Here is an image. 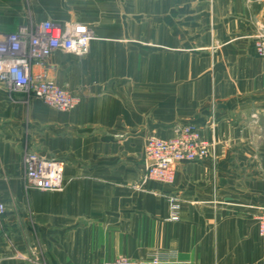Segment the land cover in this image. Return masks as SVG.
Wrapping results in <instances>:
<instances>
[{
  "label": "crops",
  "instance_id": "obj_1",
  "mask_svg": "<svg viewBox=\"0 0 264 264\" xmlns=\"http://www.w3.org/2000/svg\"><path fill=\"white\" fill-rule=\"evenodd\" d=\"M43 20L84 23L93 38L83 57L49 58L52 78L80 98L73 110L0 84V201L21 252L4 245L0 264H103L119 255L139 264H264L255 217L264 209V127L246 124L252 111L264 116V56L253 43L264 0H0V33ZM177 45L183 55H211L198 66L211 73L189 80L194 66L171 62ZM177 123L212 141L209 156L178 164L172 184L135 187L147 136L171 137ZM27 150L61 163L62 189L24 188ZM169 195L179 199L178 220L169 218Z\"/></svg>",
  "mask_w": 264,
  "mask_h": 264
},
{
  "label": "built area",
  "instance_id": "obj_2",
  "mask_svg": "<svg viewBox=\"0 0 264 264\" xmlns=\"http://www.w3.org/2000/svg\"><path fill=\"white\" fill-rule=\"evenodd\" d=\"M92 30L84 23L71 21L64 24L43 20L36 25H20L8 34L0 33V84L7 90L21 92L26 99L36 97L44 104L59 111L73 110L80 98L58 85L50 75L49 58L56 51L83 57L90 51ZM254 48L264 56V28L257 34ZM38 68V69H37ZM209 154V142L201 138L198 127L180 125L174 136L160 138L154 134L147 137L144 151V172L140 187L148 180L172 184L176 166L183 162L200 161ZM24 185L26 189L60 190L64 181L61 163L32 151L22 155ZM171 220L179 219V199L167 196ZM5 211L0 201V214ZM257 228L264 236V209L256 215ZM158 258L154 257L153 262ZM103 264H139L119 255Z\"/></svg>",
  "mask_w": 264,
  "mask_h": 264
},
{
  "label": "rangeland",
  "instance_id": "obj_3",
  "mask_svg": "<svg viewBox=\"0 0 264 264\" xmlns=\"http://www.w3.org/2000/svg\"><path fill=\"white\" fill-rule=\"evenodd\" d=\"M174 25H179V24L176 23V24H173V26ZM261 25H259L258 30L256 31V33L253 36L254 37V41H255V38H256V34L262 28H264V25H262V26ZM173 37H175V36H173ZM140 44H144L146 47L148 46L147 40H140ZM155 48L157 50V53L164 48L163 47V43H160L159 42L158 37L156 39ZM190 50L192 52L193 49H190ZM181 51L183 52V51H185V49L184 48H181L179 46L172 48L171 62L172 63L188 62L190 65H193L194 66V67H192L193 69L190 70V71H188V75H189L188 76V79L189 80L190 79H194V78H198V77H202L204 74H210L211 73V71H203V70L198 69V66L201 67L204 64H208V63L211 62V58H212L211 55L194 54L193 52H192L193 54L190 52L187 55H183V54H181ZM161 58H162V56L157 55V61H160V62L163 61ZM79 59H81V58H79ZM261 117H264V116L258 115L256 111H252L251 112V114L249 115V119L246 120L247 121L246 124L248 123V125H249L248 129L251 132H252V130H257V129L258 130L259 129L261 130L262 127H264V123L261 122V119H262ZM186 124H192V123H183V124L182 123H177V124H175L173 126V128H172L173 129V135L171 137L174 136L175 129L178 126H180V125H186ZM192 125H194V124H192ZM198 130H199V128H198ZM254 132L255 133H253V134H256L257 131H254ZM152 134H154V133H152ZM199 134H200V132H199ZM154 135H156V136H158L160 138L166 137V136H159L157 134H154ZM200 136H201V134H200ZM253 136H255V135H253ZM168 138H170V137H168ZM201 138L207 140L209 142V147L211 146V144H212V141L211 140L206 139V138H204L202 136H201ZM165 139H167V138H165ZM146 140H147V138H146ZM145 144H146V141H145ZM144 151H145V147H144ZM209 154H210V151H209ZM209 154H208V156H209ZM207 157H205V158H207ZM143 161H144V153H143ZM23 186L25 188V185H24V173H23ZM26 190H28V189H26ZM4 213H5V211L2 214H0V260H1V257L3 256L4 251H5L4 245H7L8 246V249H11L13 251V255H17V256H20L21 255L20 250L16 246H11V245H14V243H13L14 240L11 239L12 236H10L11 235L10 232L7 231L6 228H5L4 220H3L4 219ZM9 247H11V248H9Z\"/></svg>",
  "mask_w": 264,
  "mask_h": 264
}]
</instances>
